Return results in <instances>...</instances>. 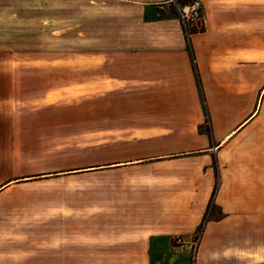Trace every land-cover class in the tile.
<instances>
[{
  "label": "crops",
  "instance_id": "1",
  "mask_svg": "<svg viewBox=\"0 0 264 264\" xmlns=\"http://www.w3.org/2000/svg\"><path fill=\"white\" fill-rule=\"evenodd\" d=\"M62 1L70 6L54 9V46L86 54L39 71L46 81L70 75L43 94L109 98L118 125L133 113L139 150L99 167L135 177L117 185L109 215L88 218L69 264H264V0H178L196 1L204 17L189 38L167 0ZM12 45L0 37V50Z\"/></svg>",
  "mask_w": 264,
  "mask_h": 264
},
{
  "label": "rangeland",
  "instance_id": "2",
  "mask_svg": "<svg viewBox=\"0 0 264 264\" xmlns=\"http://www.w3.org/2000/svg\"><path fill=\"white\" fill-rule=\"evenodd\" d=\"M4 4L13 9H0V37L13 40L14 50H0V73L16 72L17 78H0V187L9 183L0 192V264H69L65 254L72 245L85 244L88 218L109 215L119 202L117 185L135 177L133 171L99 168L133 159L139 152L133 144V113H124L126 121L118 125L115 113L104 110L109 98L88 103L86 94L69 90L44 95L46 84L69 83L70 75L46 81L39 80V71L49 76L61 67L55 61L86 54L84 48L54 46V9L70 4L0 0V8ZM64 19L58 31L66 34L70 26ZM23 39L30 48L23 46ZM260 55L264 49L256 47ZM62 67L69 73V65ZM91 168L99 169L72 173ZM209 213L216 215L212 209Z\"/></svg>",
  "mask_w": 264,
  "mask_h": 264
},
{
  "label": "built area",
  "instance_id": "3",
  "mask_svg": "<svg viewBox=\"0 0 264 264\" xmlns=\"http://www.w3.org/2000/svg\"><path fill=\"white\" fill-rule=\"evenodd\" d=\"M167 2L174 8L177 19L187 38L192 34L199 33L203 30L205 21L196 1L184 4L180 3L178 0H167ZM197 242L198 239L193 245H196ZM173 244L176 246H182V239L178 236L174 237Z\"/></svg>",
  "mask_w": 264,
  "mask_h": 264
},
{
  "label": "trees",
  "instance_id": "4",
  "mask_svg": "<svg viewBox=\"0 0 264 264\" xmlns=\"http://www.w3.org/2000/svg\"><path fill=\"white\" fill-rule=\"evenodd\" d=\"M211 206H212V205L210 204V208H211ZM208 213H209V212H208Z\"/></svg>",
  "mask_w": 264,
  "mask_h": 264
}]
</instances>
